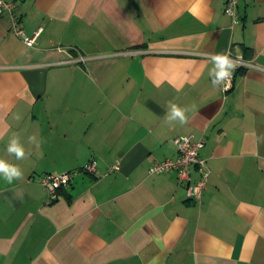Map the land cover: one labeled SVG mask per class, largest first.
Instances as JSON below:
<instances>
[{
    "label": "crops",
    "instance_id": "crops-1",
    "mask_svg": "<svg viewBox=\"0 0 264 264\" xmlns=\"http://www.w3.org/2000/svg\"><path fill=\"white\" fill-rule=\"evenodd\" d=\"M13 1L35 36L0 13V158L24 174L0 179V264H264V0H238L236 23L224 0ZM229 49L250 64L214 88L200 52ZM170 101L188 124L165 123ZM180 134L204 138L199 200L149 172ZM67 170L46 202L38 176Z\"/></svg>",
    "mask_w": 264,
    "mask_h": 264
},
{
    "label": "built area",
    "instance_id": "built-area-1",
    "mask_svg": "<svg viewBox=\"0 0 264 264\" xmlns=\"http://www.w3.org/2000/svg\"><path fill=\"white\" fill-rule=\"evenodd\" d=\"M237 3L238 0H224L223 11L231 17L233 23L239 21ZM0 13H5L9 16L11 20V29L14 33L21 36L22 39L28 44L33 42L35 35H27L18 23L14 13L13 0H0ZM249 64L250 62L242 58L240 65L237 68L245 67ZM233 78L234 73L230 81V86L232 85ZM222 89L226 90L224 88ZM172 141L176 146V156L165 157L161 160L153 162L149 166V172L157 173L171 169L175 170L178 181L184 182L185 194L187 198L191 200H199L209 176V169L206 165L205 159L199 155V150L204 144V138H195L192 134H180L174 136ZM191 164L195 166L196 172L198 174L195 180H191V177L188 173V169ZM113 166L117 167L116 165ZM81 169L95 173V160H89L81 167ZM74 172L75 170L45 172L38 176V182L46 190V202H51L57 198L58 190L69 183Z\"/></svg>",
    "mask_w": 264,
    "mask_h": 264
},
{
    "label": "clouds",
    "instance_id": "clouds-1",
    "mask_svg": "<svg viewBox=\"0 0 264 264\" xmlns=\"http://www.w3.org/2000/svg\"><path fill=\"white\" fill-rule=\"evenodd\" d=\"M200 55L212 65L209 71L211 85L214 88L227 89L230 87L231 78L234 71L240 65L242 57L239 54L233 57L230 49L224 52L201 51ZM192 111V108L183 107L170 101L166 106L163 119L165 123L170 126H184L189 123L188 114ZM13 118L19 122L21 116L16 114ZM35 142L36 137H29V143ZM6 152L9 156L14 157L16 161L25 160L30 155V153L26 151L20 137L15 133H13L7 141ZM23 175V170L18 164L8 159L0 158V179H3L8 184H12L16 180L23 179Z\"/></svg>",
    "mask_w": 264,
    "mask_h": 264
}]
</instances>
